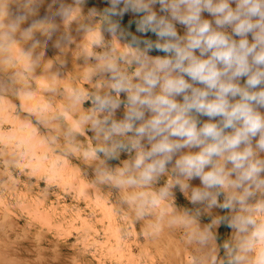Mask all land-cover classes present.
<instances>
[{
  "label": "rangeland",
  "instance_id": "rangeland-1",
  "mask_svg": "<svg viewBox=\"0 0 264 264\" xmlns=\"http://www.w3.org/2000/svg\"><path fill=\"white\" fill-rule=\"evenodd\" d=\"M106 2L0 0V264H232L243 234L227 224L246 213L220 205L236 190H212L221 192L216 205L193 203V191L203 185L175 167V160L199 148L182 149L149 185L130 188L106 179L118 176L137 151L130 148L133 133L112 135L103 123L126 116L127 94H119L121 105L112 113L96 111L93 100L116 97L105 71L109 63L139 82L133 62L137 49L107 32L101 21L100 6ZM159 8L153 6L158 15H166ZM202 18L215 26L209 13ZM175 27L178 35H186V26ZM224 31L232 34L231 27ZM97 34L103 37L100 43ZM248 39L252 42L251 34ZM246 79H240L241 85ZM79 92L87 96L77 99ZM24 93L31 98L21 99ZM176 99L182 102V96ZM197 120L202 127L218 123L219 117L199 115ZM118 142L129 145L120 161L117 152L114 157L90 155ZM141 142L150 150L146 139ZM257 158L264 159V152H257ZM163 188L168 194L156 205L142 207L140 199H133ZM251 191L249 206L264 201V189ZM253 214L264 219V213ZM252 258L249 253L241 264H251Z\"/></svg>",
  "mask_w": 264,
  "mask_h": 264
},
{
  "label": "clouds",
  "instance_id": "clouds-1",
  "mask_svg": "<svg viewBox=\"0 0 264 264\" xmlns=\"http://www.w3.org/2000/svg\"><path fill=\"white\" fill-rule=\"evenodd\" d=\"M233 2L235 8L231 6ZM110 4L105 9L109 16H123L128 11L142 13L136 21V31L144 35L151 32L164 42L153 44L132 36L129 49L146 45L133 54V62L138 65L134 76L139 82L134 83L115 63L105 66L116 97L96 96V111L114 112L121 105L119 94L126 93L125 118L111 122L105 119L103 123L112 135L133 133L130 148L137 151L135 160L118 176L108 174L106 179L118 186H146L164 173L166 165L182 149L199 148L200 151L175 160L181 176L198 178L203 185V189L193 191L192 202L210 201L216 205L221 192L212 190H236L220 205L246 213L231 217L227 224L243 234L233 249L240 255H234L232 264H241L249 253L253 254L251 264H264V219L253 214L264 213V201L248 205L254 195L251 189H264V159L257 158V152H264V113L259 111L264 108V0H110ZM121 4L124 7L118 8ZM157 4L166 15L153 10ZM203 12L215 18V26L202 18ZM176 23L186 26L185 36L178 35ZM228 27L232 29L231 35L224 31ZM118 28V24H113L106 31L115 35ZM15 31L16 26H11L9 35ZM102 39L97 34L95 42ZM153 49L168 55L153 58L148 55ZM242 77L247 78L243 85ZM86 96L87 93L79 92L76 98ZM178 96H182V102L176 99ZM30 98L31 93L21 95V99ZM146 113H151V117L146 119ZM199 115L210 120L219 117V122L198 127ZM257 136L254 147L253 139ZM145 139L150 150L144 149L141 141ZM128 148L129 145L118 142L114 147L94 149L90 155L104 153L114 157L117 149ZM167 194L168 189L163 188L158 194H135L133 199H140L143 207L158 204Z\"/></svg>",
  "mask_w": 264,
  "mask_h": 264
},
{
  "label": "trees",
  "instance_id": "trees-1",
  "mask_svg": "<svg viewBox=\"0 0 264 264\" xmlns=\"http://www.w3.org/2000/svg\"><path fill=\"white\" fill-rule=\"evenodd\" d=\"M111 4L106 2L103 5L100 6V12L103 25L108 28L111 27L113 24H118L119 28L117 30L116 35L122 39L126 44H131L132 36H136L139 39H147L152 41L153 44L160 42L163 43L164 41H161L155 34L148 32L146 35L141 34L136 31L137 23L136 21L141 18L143 15L134 13L133 16H129L127 13H125L123 16H109L105 9L110 8ZM124 7L123 4L119 5L118 8ZM123 37V38H122ZM146 45H138L134 46L133 48L143 50ZM149 53L157 55V56H163L166 57L168 54L163 51H157L155 49L149 51Z\"/></svg>",
  "mask_w": 264,
  "mask_h": 264
},
{
  "label": "bare ground",
  "instance_id": "bare-ground-1",
  "mask_svg": "<svg viewBox=\"0 0 264 264\" xmlns=\"http://www.w3.org/2000/svg\"><path fill=\"white\" fill-rule=\"evenodd\" d=\"M148 55H150L151 57H154V58H155V57H161V58H164L163 56H157V55L150 54V53H149ZM127 58H128V57H127ZM193 230H194V229H193ZM145 237H146V236H145ZM181 249H182V248H181ZM186 250H187V249H186ZM216 251H217V250H216ZM171 252H172V253H171V255H172L173 252H175V251H171ZM180 252H181V251H180ZM185 252H186V251H185ZM188 253H189V255L191 254L190 252H188ZM186 254H187V252H186ZM129 255H130V254H129ZM169 255H170V254H169ZM171 255H170V256H171ZM178 255H179V254H178ZM214 255H215V254H214ZM170 256H169V257H170ZM165 257H166V256H165ZM183 257H185V256H183ZM166 258H167V257H166ZM173 258H174V257H173ZM186 258H189V257H187V255H186ZM186 258H185V259H186ZM210 258H211V257H210ZM169 259H171V257H170ZM177 259H178V258H177ZM189 259H190V258H189ZM164 260H165V259H164ZM171 260H172V259H171ZM154 261H155V260H154ZM154 261H152V262H154ZM161 261H162V260H161ZM172 261H173V260H172ZM172 261H171V262H172ZM174 261H176V258H174ZM145 262H146V261H145ZM185 262H186V263H189V262H187V261H185ZM212 262H213V261H212ZM163 263H164V262H163ZM166 263H167V262H166ZM166 263H165V264H166ZM168 263H169V262H168ZM176 263H177V262H176ZM183 263H184V262H183ZM186 263H185V264H186Z\"/></svg>",
  "mask_w": 264,
  "mask_h": 264
},
{
  "label": "crops",
  "instance_id": "crops-1",
  "mask_svg": "<svg viewBox=\"0 0 264 264\" xmlns=\"http://www.w3.org/2000/svg\"><path fill=\"white\" fill-rule=\"evenodd\" d=\"M102 21V20H101ZM117 116H121L122 117V120L125 118L124 115H117ZM122 137L126 138L128 137V134H125V135H121ZM116 152L118 154H122V155H119V161L122 160V158L124 157V152H127L126 150H120V149H117Z\"/></svg>",
  "mask_w": 264,
  "mask_h": 264
}]
</instances>
